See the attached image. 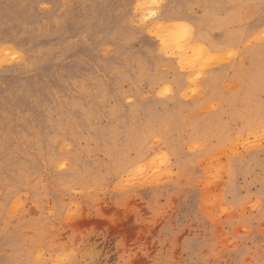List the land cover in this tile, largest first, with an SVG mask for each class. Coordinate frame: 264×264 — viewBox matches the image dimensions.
I'll list each match as a JSON object with an SVG mask.
<instances>
[{"label":"rangeland","instance_id":"374dc122","mask_svg":"<svg viewBox=\"0 0 264 264\" xmlns=\"http://www.w3.org/2000/svg\"><path fill=\"white\" fill-rule=\"evenodd\" d=\"M167 1L0 0V264H264V0Z\"/></svg>","mask_w":264,"mask_h":264},{"label":"bare ground","instance_id":"6f19581e","mask_svg":"<svg viewBox=\"0 0 264 264\" xmlns=\"http://www.w3.org/2000/svg\"><path fill=\"white\" fill-rule=\"evenodd\" d=\"M156 1V0H155ZM159 6V5H158ZM172 6H174V0H168L167 1V4L164 8V11H163V17L164 19H167L168 21H173L175 22V24H177V31H176V36L172 39L171 38V41L177 43V45L179 44L180 42V38L179 36L177 35H180V34H183L184 35V41L186 42V39L189 38L190 40V43H198L196 45H194V47H197L196 50L202 55L204 56V54L208 52V49L207 48H212L214 46V43L210 40V39H206L204 37V35L200 34L199 32V24L204 22V21H207L208 19H210V15H208V12H207V15L205 14V17L202 19V20H199L195 17H184L181 15V13H177L176 15L173 16L172 14ZM145 14V13H144ZM137 16V15H136ZM182 18H187L191 21V25L189 26H186L184 24H181V19ZM163 23V22H162ZM164 25V24H163ZM162 25V26H163ZM181 27L184 28V30L187 32L188 34V37H186V32L181 30ZM167 28V26L165 27V29ZM182 31V33H181ZM152 34V33H151ZM204 40H207V44H208V47L205 48L204 46L200 45L201 42H203ZM167 41V40H166ZM193 45V44H192ZM185 46V45H184ZM105 47V46H104ZM107 48V47H106ZM186 48V47H184ZM4 51V50H2ZM13 53V52H12ZM15 53V52H14ZM2 54V53H1ZM213 55V54H212ZM213 57V56H212ZM11 58V57H10ZM181 59L182 60H185V59H188L187 57H185V50H183L181 52ZM197 60V59H196ZM186 61V60H185ZM199 69V68H198ZM197 70V69H196ZM204 74V73H203ZM171 89V88H170ZM237 153V152H236ZM165 156V155H164ZM160 170V169H159ZM143 173V172H142ZM156 174V173H155Z\"/></svg>","mask_w":264,"mask_h":264}]
</instances>
